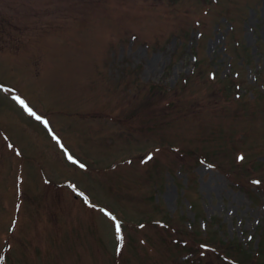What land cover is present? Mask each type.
I'll return each instance as SVG.
<instances>
[{
    "label": "rangeland",
    "instance_id": "374dc122",
    "mask_svg": "<svg viewBox=\"0 0 264 264\" xmlns=\"http://www.w3.org/2000/svg\"><path fill=\"white\" fill-rule=\"evenodd\" d=\"M0 85V264H264V0H0Z\"/></svg>",
    "mask_w": 264,
    "mask_h": 264
},
{
    "label": "snow or ice",
    "instance_id": "6c2138e0",
    "mask_svg": "<svg viewBox=\"0 0 264 264\" xmlns=\"http://www.w3.org/2000/svg\"><path fill=\"white\" fill-rule=\"evenodd\" d=\"M0 88H4L3 85H0ZM5 91H11L8 88H4ZM14 99L18 102V104L32 117H34L36 120L40 121L43 123L49 130V132L52 135V138L57 141V143L60 144L61 149H63L64 153L67 155V160L70 161L73 164L78 165L82 169H86L87 165L82 163L79 159H77L71 152L68 151V149L64 146V144L61 142L60 137L56 135L55 132L52 131L51 126L49 125V121L42 115H39L32 107L29 106L28 102L23 99L20 96H15ZM8 147H12V145H7ZM156 152H159L160 149L157 148L155 149ZM17 155H21V152L17 150ZM153 158L152 155L148 156V159L151 160ZM238 159L240 161H244L245 157L243 154L239 155ZM131 162V161H130ZM212 167L213 165H209ZM254 184L260 185L262 181L260 179H256L253 181ZM70 187L78 193L81 197H83V200L86 204H88L89 207L93 208H98L97 205H93L91 200L89 199L88 196H86L83 192H80L79 189L75 184H70ZM99 211L103 212L105 216H107L111 221L114 222V233L117 238L118 244L116 246V254L121 255L125 251V232H124V227L122 221L112 212L109 211L107 208H98ZM140 228H144V224L139 225ZM251 239V237H249ZM12 246L9 244L8 248L10 249ZM202 249H211V245L208 243H204L201 245ZM211 251H215V249H211ZM225 260L228 259V257H224ZM232 264H235V261H232Z\"/></svg>",
    "mask_w": 264,
    "mask_h": 264
}]
</instances>
